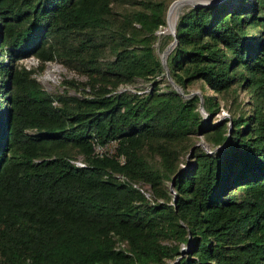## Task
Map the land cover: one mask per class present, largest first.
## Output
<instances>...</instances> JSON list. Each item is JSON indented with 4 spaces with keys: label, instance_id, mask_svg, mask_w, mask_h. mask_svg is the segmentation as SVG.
<instances>
[{
    "label": "trees",
    "instance_id": "obj_1",
    "mask_svg": "<svg viewBox=\"0 0 264 264\" xmlns=\"http://www.w3.org/2000/svg\"><path fill=\"white\" fill-rule=\"evenodd\" d=\"M165 9V0H0V264H264V0L177 15L168 74L183 92L202 82L211 116L233 93L220 122L203 120L197 94L159 90L152 42ZM29 55L39 68L74 60L88 94L45 91L15 63ZM136 78L150 88L115 91ZM194 134L218 147L189 150ZM93 139L114 140V152L96 155ZM65 146L82 165L57 151Z\"/></svg>",
    "mask_w": 264,
    "mask_h": 264
},
{
    "label": "rangeland",
    "instance_id": "obj_2",
    "mask_svg": "<svg viewBox=\"0 0 264 264\" xmlns=\"http://www.w3.org/2000/svg\"><path fill=\"white\" fill-rule=\"evenodd\" d=\"M174 0H165L166 3V9L164 13V23L162 25H159V27L156 29L155 34L157 37L155 40H153V52L155 53L156 57L160 59L162 58V52L170 43L171 39L167 37V35L172 36V34L169 32V26L175 24L176 18L178 13H180L183 9L187 8V6L191 4H185L181 6L178 9V12L175 16V12L178 8V6L184 1V0H176L174 3L170 5V3ZM195 2H213V0H197ZM123 6H126V2H120ZM170 6V7H169ZM127 7V6H126ZM168 13H167V9ZM167 13V17H166ZM175 16V18H174ZM174 18V19H173ZM78 36H68L67 41L71 43H76L75 38ZM109 53L106 51L104 52V55H102L99 59H106V57H109ZM4 61H7V58L4 56L2 58ZM16 64H20L24 66L26 69H30L33 72L31 73V76L35 78V80L40 84V86L49 93H65L67 95H86L88 94L90 90V81L85 73L80 71L77 66L78 63L74 60L65 58L64 60L55 57L54 60L46 61L43 63V67L39 68L40 62L33 56H25L15 59ZM163 67V66H162ZM154 79L158 81V87L159 90H169V89H176V86H178L171 77H167L164 68L163 71L158 73L154 76ZM69 81V83L64 84L63 81ZM151 86V80H144L140 78H136L131 82L117 85L115 91H127V92H144L147 91ZM179 87V86H178ZM179 91V93L182 95V97H186L197 94L198 96H201L202 94H212V92L204 87L202 85V82L196 80L193 83H190L186 86L184 89V92L179 87V89H176ZM237 99L242 100L244 104H242V109L247 110L248 105H246L245 101L248 100V92L246 90H242V88L237 89ZM233 93H227L220 97H217L218 102V111L213 113V116L210 120L212 122H220L225 120L229 117V112L232 108H234V105H232L231 109L229 110L228 107L231 106L230 101L232 99ZM201 103H202V97H201ZM199 106V100L197 103V109ZM236 109V108H235ZM204 110V109H203ZM237 110V109H236ZM199 111V110H198ZM205 111V110H204ZM207 112V111H205ZM200 113V112H199ZM209 113V112H207ZM201 117L202 114L200 113ZM227 123V122H226ZM32 132V131H31ZM197 146L200 150L209 152L213 149L217 148L218 146L212 147V144L209 141H206L204 136L201 134H194L191 136V145L189 146V150H191L192 147ZM57 151H64L66 153L72 154V161L74 163L81 162L82 163V156L72 147L65 146L62 149H58ZM152 161H155V165L157 166V157L152 156ZM192 158L189 157V153L185 152L182 155H180L179 158V166L182 168H187L190 166ZM165 186L169 189V194L171 196V199L174 196V192L172 188L170 189V184L168 180L164 181ZM141 189H143L145 192H147L146 185H141ZM239 191V190H235ZM147 195V193H146ZM168 243H173L172 240L166 239ZM181 248L186 249V245L180 243L179 244V250ZM166 262L170 263V260H166ZM165 262V263H166Z\"/></svg>",
    "mask_w": 264,
    "mask_h": 264
},
{
    "label": "water",
    "instance_id": "obj_3",
    "mask_svg": "<svg viewBox=\"0 0 264 264\" xmlns=\"http://www.w3.org/2000/svg\"><path fill=\"white\" fill-rule=\"evenodd\" d=\"M174 1H176V0H174ZM174 1H172L171 3H173ZM207 3H210V2H193V3H191V5H199V4H207ZM169 32L172 34V39H171L170 43H168V45L166 46V48L163 50V52H162V58H161V64H162V66L164 68V72H165V74H166L167 77H169V74H168L167 67H166V64H165V55L171 49V47L173 46V44H174V42L176 40L175 33H174V24L173 23H172L171 26H169ZM176 89H179V87L176 86ZM198 110L202 114L203 120L205 122H208L210 120V118H211V114L210 113H207V112H205L203 110L202 103H201V96H199V106H198ZM209 152H211V151H209ZM171 188H172V185H171V182H170V189ZM174 198L175 197L173 196V198H172L173 202H174ZM184 251H185V248H181L180 249V254H183Z\"/></svg>",
    "mask_w": 264,
    "mask_h": 264
},
{
    "label": "built area",
    "instance_id": "obj_4",
    "mask_svg": "<svg viewBox=\"0 0 264 264\" xmlns=\"http://www.w3.org/2000/svg\"><path fill=\"white\" fill-rule=\"evenodd\" d=\"M116 143L114 140H108L103 144H99L98 142L92 141V148H93V152L98 155H111L114 152ZM77 165H82L81 162L75 163Z\"/></svg>",
    "mask_w": 264,
    "mask_h": 264
},
{
    "label": "bare ground",
    "instance_id": "obj_5",
    "mask_svg": "<svg viewBox=\"0 0 264 264\" xmlns=\"http://www.w3.org/2000/svg\"><path fill=\"white\" fill-rule=\"evenodd\" d=\"M195 1H197V0H184L179 6H178V8H177V10H176V12H175V16H176V14H177V12H178V9L181 7V6H183V5H185V4H191V3H193V2H195ZM175 2V1H174ZM173 2V3H174ZM172 4V3H171ZM170 4V5H171ZM170 7V6H169ZM168 10H169V8L167 9V13H168ZM167 13H166V17H167ZM175 16H174V18H175ZM173 18V19H174ZM177 19V18H176Z\"/></svg>",
    "mask_w": 264,
    "mask_h": 264
}]
</instances>
